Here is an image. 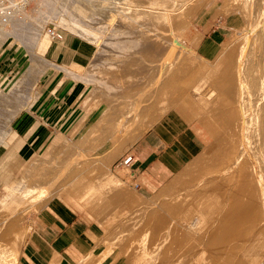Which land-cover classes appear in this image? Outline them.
<instances>
[{
  "label": "bare ground",
  "instance_id": "bare-ground-1",
  "mask_svg": "<svg viewBox=\"0 0 264 264\" xmlns=\"http://www.w3.org/2000/svg\"><path fill=\"white\" fill-rule=\"evenodd\" d=\"M86 1L96 11L103 9L95 0ZM203 3L204 0H177L174 5L170 0H122L118 3L121 11L116 9L124 14L123 22L127 25L124 35L129 45L125 50L130 52L128 56L131 55V59H123L125 61L122 60L120 65L109 62L104 71L100 69L101 79L115 87L108 91L107 96L104 94L105 108L78 112L70 131L66 129L64 133L56 132L54 135L57 145L49 152L48 158L39 155L29 158V149L18 152L22 146L21 140L13 142L15 152L3 172H0V178L9 173L12 176L0 196V264H19V252L30 237L31 218L27 215L32 209L51 206L55 199L72 200L81 193L83 196L96 194L94 188L85 191L84 187L92 182L117 183L108 199L99 196L91 199L96 202L91 209L99 213L94 218L101 221L96 223L104 229L102 234L108 241L115 242L100 252V261L109 257L110 250L118 244V249L130 259L128 264H157L159 255L176 264H195L196 260H201L200 264H215L212 260L220 258L226 259L224 264H231L236 256L240 257L238 264H264V0L222 1L219 9L224 8L228 13L235 14L240 21L246 22L247 28L239 30L243 34L234 41L233 48L221 50L218 43L211 46L207 50L208 54H212L209 60L197 57L186 48L164 54L170 46V42L164 43V35L160 40L149 39L152 26L165 28L168 18L172 19L173 28L183 37L191 25L190 16L195 12L187 8ZM15 6L13 13L0 12V46L8 36L13 35L5 30L3 24L18 22L16 14L24 12L22 6ZM86 15H83L85 19L90 17ZM2 17H6V20ZM93 17L85 22L92 21ZM110 21L107 19L101 24L106 28ZM62 22L65 23L64 20ZM90 29L88 34L91 39L82 42L76 40L74 48L92 55L94 42L100 38V34L96 37L97 32L100 33L103 28L97 32ZM137 30L140 33L138 37ZM48 35L40 38L32 51H26L27 62L25 69L16 74L17 83L37 81L46 67H57L44 54L52 40H62V37ZM22 48L19 42V49ZM229 49L238 55L225 81L210 76L205 78L206 70L211 72L220 55ZM134 54H145L149 63L157 68L152 78L145 74L147 63L138 56L134 57ZM255 54L262 55H258L257 60L248 59L249 55L252 57ZM186 61L193 62L189 70L185 69ZM85 62V59L74 62L65 70H81ZM201 84H205V87L201 88ZM193 87L194 93L190 94L189 89ZM99 95H103L101 89ZM93 97V93L87 96L83 105ZM197 98H204L205 103L200 104ZM29 105L22 103L20 108L27 111ZM174 109L186 122L201 117L206 125L218 121L220 129L228 122L229 130L222 139L217 140L213 153L208 156L203 153L188 166L187 171L184 170L185 173L181 172L184 174L178 182L169 181L151 197H142L134 188L114 181L110 171L112 158L121 154L122 150L131 148L158 123L161 116L168 115ZM87 121L88 125L79 131ZM14 131L19 136L18 130ZM67 131L70 134L79 132L75 140H70L65 136ZM99 150L101 152L95 154ZM129 156L116 161L118 171L126 170L127 173L132 161L123 165L120 160ZM15 167L19 168V176H13ZM244 176L246 185L240 183ZM237 192H243L248 201L229 200ZM212 195L215 198H211ZM132 197L138 199L134 202L135 214L132 218H123L112 229L105 226L102 215L107 214L114 203L131 200ZM19 200L27 204L18 206L16 203ZM192 204L198 214L180 211L190 210ZM243 217L254 220L248 233L237 229ZM132 226H136V229L132 230ZM227 240L236 243L223 245ZM237 243L240 245L236 246Z\"/></svg>",
  "mask_w": 264,
  "mask_h": 264
},
{
  "label": "rangeland",
  "instance_id": "rangeland-1",
  "mask_svg": "<svg viewBox=\"0 0 264 264\" xmlns=\"http://www.w3.org/2000/svg\"><path fill=\"white\" fill-rule=\"evenodd\" d=\"M41 1H43L44 3ZM108 1L109 0H99V1L95 0L96 3L97 2L100 3L101 7L103 6L102 7L103 9H101V11H96L95 7L89 5L86 0H40V1L39 0H11V1L0 0V5L3 8H7L11 13H13L14 8L16 9L15 5L17 4L18 6H22L24 11L23 12L24 16L22 13L16 14L17 18L19 19V20L17 19L18 22L13 21L10 23L8 21L7 24L2 23L5 27V30L11 31V34L13 35L8 36L4 41L5 43L3 42V44L0 46V67L4 65L3 70L0 72V172H3L4 168L8 164L10 156L15 152L14 149L15 145L13 144V142L21 140L20 136H17L16 135L17 133L15 134L14 131V130H18L19 132L20 124H21L20 117L22 116V113L25 111L20 108L21 107L20 105L22 103L23 105H29V103H31V100L33 98L34 85L36 83V81H25L24 83L20 82L21 84H19V82L17 83L18 76L16 77V74L22 72L25 69V65L28 58V54L26 51L29 52L32 51V49L37 44V41L40 38L48 37L49 36L48 34L53 31L60 34L62 37L67 35V36H71L75 41L79 40L82 42L85 39H91V35L88 34L89 31L91 30L90 28H92V30H95L96 32L99 29H100L99 31H101V29L103 28L100 33L97 32L98 36L95 33L97 38L99 37L100 34V38L96 42H94L95 43L94 53H92V55H89V53L87 52H82V54H84V57L86 58V62L84 63L85 67H83L81 70L78 71L76 69L73 71L72 68L68 69V71L70 72L68 74V77L73 79L80 86H82L83 91L77 89L72 92V97L73 98L76 97L78 100L80 99L81 101L80 107L83 106L82 108H80L81 111L80 113H84V111L86 112L88 110H95V109L100 110L105 108L104 99L106 97L104 96V94L106 93L107 96L108 91L115 89V87L107 83L104 79H101L99 73L101 72L100 69L102 70L105 69L109 62L112 63L116 62V65H120L121 62L125 61L123 59L126 60L131 59L130 58L131 55L128 56L130 52L125 50V47H128L129 45L128 42L125 41V35H124V33L127 30V25L123 22L124 14L120 13L121 9H119L118 7L120 5L118 3L119 2L121 3L122 0L119 1L117 0L116 2L115 0H113L114 2L112 0H110L109 2ZM170 1L172 5L177 3V0H170ZM179 1H184V0H179ZM222 1L223 0H204L203 4L200 5L198 4V6L197 4H195L196 9L195 6L194 8H192V5L189 6L187 10L191 8V10L195 12L193 15L190 16L191 25L183 33V37H181V35L179 34L176 28H173L174 25L172 23V19L168 18V20L165 22V28L164 26H160V25L152 26L151 34L149 36L150 41L160 40L162 35H164V39L166 41L164 43L170 42V46L167 49L166 53L164 54H173V52L175 50H178L179 48H186L191 52H193L197 57L203 60H209L212 57L211 56L212 54H208L207 50L204 47L202 48L200 47V42L203 38V35L206 32L218 28V26L220 25L224 26L227 24L226 26L228 29L224 33L221 42H219L217 46L220 47L221 50H223L224 48L225 49L233 48V46L235 45L234 41L243 34V32L239 30L246 29L247 26H246V22L240 21V19L237 18L235 14L228 13L229 11L225 10L224 8L219 9ZM40 2L41 4H39ZM110 3H112L113 5ZM23 4H25L24 5L25 7L23 6ZM42 4L43 5L46 4V5L42 6ZM75 5L77 6L76 9L74 8ZM95 5L96 4H94V6ZM105 5L107 7H104ZM72 8L75 10H73ZM116 8H118L120 11H118V9ZM74 11L76 12V15L74 14L75 13ZM82 12L84 14H82ZM116 12H119V14H121L122 17ZM85 14H87L86 17L90 16L88 17L89 19L88 18L85 19L83 17V15L85 16ZM91 16L94 17L92 21L88 22L90 18H92ZM95 16L97 17L98 20L95 19L96 18ZM107 19L111 21L110 24L107 25V27L105 28L104 25L102 24L103 22H107ZM63 20L65 21V23L62 22ZM86 20L88 21L85 22ZM95 20H97V22ZM224 21L226 24L224 23ZM88 23H90V25ZM93 23H95V25H93ZM98 27L99 29H97ZM138 36H140V33L137 30V37ZM19 42L22 45V47H24L21 50L19 49ZM8 44H11L10 45L11 47L10 46L7 47ZM79 51L80 50H78V53ZM134 55H136L134 57L137 58L138 56L141 60H143V62L147 63L148 66L145 68L146 69L145 74L151 76L150 78H152L157 73V68H155L152 64L149 63L147 56H145V54L144 55L134 54ZM237 55L238 54H235L234 50H230V49L229 51H226L225 54H221L219 60L216 62L215 67L212 68L211 72H209L207 69L206 73L204 74V77L208 78V76H210V77L218 78L219 80H221V82L225 81L224 80L225 76L229 75V73L233 69V63H235ZM255 55L252 57H250L251 55H249L248 59L251 58L253 60H257L259 58L258 55H262V54H255ZM186 63L187 66L185 67L184 65L185 69L186 70L191 69L193 66V62L186 61ZM6 83H9V85L6 86ZM144 85H146V83ZM203 87H205V84H201V88ZM99 89L103 91V95H99ZM194 90H195L194 87L190 88L189 89V92H191L190 94H193ZM91 93H93L94 97L91 98L90 100L88 99L86 103L83 105L84 100L86 99L87 96L91 95ZM13 96H14V100H13ZM16 99L19 100L17 101L19 102L20 105L17 104L18 102L16 101ZM197 100L199 101L200 104L205 103L204 98H197ZM21 101L22 103H20ZM98 111H96V113ZM176 112L177 111H175V109L170 111L169 113L170 117L175 118L176 120H178V122H181L186 126H190L191 128H193L202 141V147L200 151L194 156V158H192V160L187 165H185L183 169L171 179L172 182L176 180L178 182V179L188 170L189 168L188 166L195 159H199L198 157H200L203 153H205L206 156L210 155V153H213L214 150L216 149L217 140H219L220 138L222 139V137H224L227 134L230 125L228 122H226L224 128L220 129L218 121L216 123H211V124L209 123L206 125V123L201 120V117H194L192 122H186L184 119L181 118V116H179V114H177L178 112L177 113ZM166 116L167 115L161 116L159 120H162ZM198 120H200L201 123L202 122L204 123L201 124ZM88 123L89 121L83 124V128H85L88 125ZM75 133L69 135L67 134L65 136L70 140H75L78 135L77 134L74 136ZM54 135L55 134H51L48 131L43 130L35 137L34 141L31 142L30 144L21 140L22 146L19 148L18 152H21L23 149L27 148L29 149V153H30L29 158H31L32 156L35 157L36 155H39L43 158H48L49 152L53 150L57 145L54 142ZM129 149L130 148L126 150H122L121 154L119 153L120 155L119 154L115 155L112 158L110 162V171L114 181L124 183L128 185L130 188H134L132 184L130 185L131 182L128 178L127 173L129 172V170L127 169V173L126 170L124 172H120L117 170L118 168L116 166L117 165L116 161L122 158L123 156L127 155ZM101 151L99 150L98 152H95V154ZM88 153L89 152H87V154ZM18 167L14 168L13 176L16 175L19 176ZM183 171L184 173L182 174L181 172ZM180 173L181 175H179ZM10 175L11 174L9 173L0 178V196H2L5 189L9 185V180L12 177ZM240 183L242 185L247 184V179L245 178V176L242 178ZM116 184L117 183L115 182H107L101 184L92 182L90 185L85 186L84 188L85 191L87 188H94L96 189L95 192L96 194H91V195L88 194V196L87 195L83 196L81 195L82 194L81 193L79 196L73 198L72 200H70L69 198H62L60 200L55 199L52 200L53 202L51 203V205H53V203L58 204L60 206L71 205L73 207H77L78 209L81 208L83 211L95 217L97 214L99 215V213L91 209L92 204L96 203V202H92L91 199L92 198L96 199L95 198L96 196H99L101 199L103 198L108 199L109 194L114 189ZM210 197L215 198V196L213 195ZM234 199L240 200L241 202L244 199L245 201H248V198L247 199L245 198L243 192H237L236 194H232L229 200H234ZM136 201H138V199L132 197L131 200L126 199L114 203L113 206L110 208L109 212L105 215H102L103 224L105 226L108 225L109 229H112L113 226L121 222L123 218H128V217L132 218V216L135 214L134 202ZM16 204L18 206H21V205H26L27 202L24 201L21 202L19 200L17 201ZM45 208L46 207L43 206L41 209L38 210L32 209L31 212L28 213L27 217L31 218V227L34 225L35 220L37 218H40L37 215H39L41 211H43ZM196 210L197 209L194 207V204H192L190 210L181 209L180 211L183 213L198 214ZM208 210L211 211L210 209ZM83 211L81 210L71 211L67 208H62V207L57 208L59 219H61V216L65 217L67 220L74 217L75 219L82 220V222H86L88 224L91 223V225L96 227L98 225V223L96 222H98L99 219L92 218ZM208 215H213V213ZM239 223L240 224L237 225V229L243 230L245 231V233H248L252 228V223H254V220L251 218L243 217L239 220ZM134 229H136V226H132V230ZM102 230L104 229L102 228ZM97 231L100 232L98 229ZM111 241L113 240L108 241V239L105 237V234H102L100 236V239L98 240V245H100V248L102 249L98 251L97 256L100 254V252L105 250V247H108L110 244L115 243V242L112 243ZM234 242H232V240H227L223 242V245L232 246ZM239 245L240 243H237L236 246ZM118 246L119 245L116 244L114 249L112 248L110 250L111 255L109 257L112 260V264H128L130 262V259L127 257V255H125L124 253L121 252V250L118 249ZM228 255H232V254L228 253ZM239 258L240 257L236 256L234 259H232L230 263L238 264L237 261ZM166 259L164 258V256L159 255L156 263L176 264L173 263V261L170 262L168 259L167 260ZM196 261L197 262L194 261L195 264H200L199 262L201 260H196ZM212 261H215V264H224V262H227L225 258H220L218 260L213 259ZM249 264L252 263L249 262Z\"/></svg>",
  "mask_w": 264,
  "mask_h": 264
},
{
  "label": "crops",
  "instance_id": "crops-1",
  "mask_svg": "<svg viewBox=\"0 0 264 264\" xmlns=\"http://www.w3.org/2000/svg\"><path fill=\"white\" fill-rule=\"evenodd\" d=\"M226 25L204 33L200 47L208 50L221 42L228 29ZM74 43L75 40L67 35L62 40H52L44 54L57 67H46L40 74L34 85L32 102L27 111L22 113L19 136L28 144L43 130L51 134L64 133L66 129L70 131L73 119L81 112V101L73 98L72 92L77 89L83 91L82 86L69 78L70 72L65 70L74 62L86 60L81 50L78 53L79 49L74 48ZM3 68L4 65L0 67V72ZM82 128L83 125L79 131ZM69 131L65 135H69ZM201 147L202 141L195 130L168 114L127 152L132 157L128 178L135 191L142 197H151L180 172ZM58 207L83 211L71 205L60 206L54 203L46 207L37 215L40 218L31 227L30 237L19 252L18 263L112 264L110 257L101 261L97 258L98 251L102 249L98 245L101 227L96 224V228L74 217L67 220L61 216L59 219Z\"/></svg>",
  "mask_w": 264,
  "mask_h": 264
},
{
  "label": "built area",
  "instance_id": "built-area-1",
  "mask_svg": "<svg viewBox=\"0 0 264 264\" xmlns=\"http://www.w3.org/2000/svg\"><path fill=\"white\" fill-rule=\"evenodd\" d=\"M6 12V13H8L9 12V10L7 9V8H3L1 5H0V12ZM7 15H9V14H7ZM2 19L3 20H6V17H2ZM2 20V21H3ZM50 34L53 36V38H60V37H62L60 34H58V33H56V32H50ZM120 161H122V164L123 165H128V164H130V162L132 161L131 160V157L129 156V157H127V158H125L124 160L122 159V160H120Z\"/></svg>",
  "mask_w": 264,
  "mask_h": 264
}]
</instances>
